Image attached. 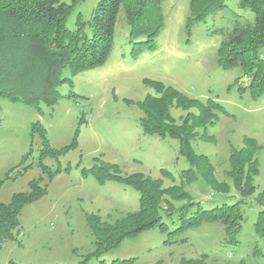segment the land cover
Returning <instances> with one entry per match:
<instances>
[{"label":"rangeland","instance_id":"374dc122","mask_svg":"<svg viewBox=\"0 0 264 264\" xmlns=\"http://www.w3.org/2000/svg\"><path fill=\"white\" fill-rule=\"evenodd\" d=\"M189 1H163L165 24L157 46L137 56L131 53L134 43L122 14L107 61L75 75L67 69L64 75L70 80L58 85L60 97L55 103L0 99V200L8 202L15 192L29 190L31 181L40 175L42 185L48 183V193L22 209L20 225L13 231L15 238L6 239L0 247V264H76L95 248L87 213L111 220L122 211L139 208V192L130 185L115 180L102 184L93 174L82 173L96 159L118 164L123 173L141 171L160 177L162 187L180 185L168 196L169 203H162L165 209L191 198L207 202L218 190L243 197L229 170L232 150L244 146L247 137L256 138L262 148L258 152L260 170L253 177L254 192L245 197L249 204L243 205L245 220L237 234L238 243L225 240L224 226L217 221L204 222L172 238L188 237L187 242H168L173 228L169 225L167 231L157 227L125 239L105 259L136 257L134 264H181L184 260V264H260L258 247L264 250V237L256 232L254 223L259 210L255 198L264 189V93L253 98L248 90H238L234 80L240 68L218 65L222 36L211 32L215 26L231 27L239 14L251 19L254 15L240 8L239 0H226L224 9L196 23L189 36L185 26ZM96 2L86 0L78 5L68 26H75L76 12L88 18ZM149 79L203 101L214 98L225 107L227 113L209 108L212 121L206 128L207 137L198 135L192 143L197 153L210 157L212 185L200 175L182 183L181 171L190 163L179 152V141L143 132L138 102L154 92ZM189 111L197 113L198 109L171 108L178 122ZM36 121L46 128L47 141L56 148L70 144L79 130L76 147L58 159H44L53 169L62 168L50 180L38 164L43 138L32 130ZM28 163L32 165L24 169ZM161 168L173 175L166 176ZM180 190L187 196L184 200L173 197ZM99 263L96 258L89 262Z\"/></svg>","mask_w":264,"mask_h":264},{"label":"trees","instance_id":"16d2710c","mask_svg":"<svg viewBox=\"0 0 264 264\" xmlns=\"http://www.w3.org/2000/svg\"><path fill=\"white\" fill-rule=\"evenodd\" d=\"M85 1L0 0V99L55 103L60 97L58 85L70 80L64 75L67 69L75 75L107 61L122 14L129 26V39L134 43L132 55L137 56L147 48H156V40L165 24L164 0H97L88 18L83 17L81 11L76 12L75 26H68V18ZM189 3L190 13L185 24L189 36L196 23L206 21L227 5L226 0H190ZM239 6L251 11L253 19L247 14H239L233 19L231 27L219 25L211 30L213 34L222 36L217 63L224 69L239 67L234 85H238L240 92L248 90L253 98H257L264 93V0H239ZM149 82L154 92L147 93L138 102L142 111L140 124L143 132L179 141V152L190 163L181 171L182 183L200 175L212 185L211 181H215L209 178L212 171L210 157L197 153L192 143L198 135L207 137L206 128L212 121L209 108L227 113L225 107L214 98L203 101L190 97L160 80L149 79ZM172 107H195L198 112L189 111L178 122L171 112ZM32 130L42 135L43 147L39 152L38 164L50 180L62 168L53 169L44 159H58L76 147L79 130L70 144L60 148L49 144L46 128L39 121L32 124ZM261 148L256 138L247 137L244 146L232 150L229 175L243 197L218 190L207 202L191 198L169 209L163 208L162 203H169L168 196L180 185L162 187L160 177L153 178L141 171L123 173L118 164L103 159H96L89 168L83 167V174H93L102 184L115 180L133 187L139 192V208L122 211L117 216H111V220L87 213L95 248L76 264H89L93 258L98 259L99 264H134L136 257L107 261L105 255L118 248L127 238H134L143 231L157 227L167 231L169 225L173 228L168 232V242H187L188 237L172 238L204 222L217 221L224 226L225 240L238 243L237 234L245 220L243 205L249 204L245 197L254 192L253 177L260 170L258 152ZM28 154L23 160L29 157ZM29 165L32 163L25 165L24 169ZM69 168L70 165L65 167L66 170ZM161 170L166 176L173 175L166 168ZM43 179V175L34 178L29 190L15 192L8 202L0 200V247L6 239L15 238L13 231L20 225L19 217L24 206L48 193V183L42 185ZM173 197L184 200L187 196L180 190ZM255 202L259 210L254 227L264 237V189L258 193ZM258 248L260 264H264V250ZM184 263L185 260L181 264Z\"/></svg>","mask_w":264,"mask_h":264}]
</instances>
